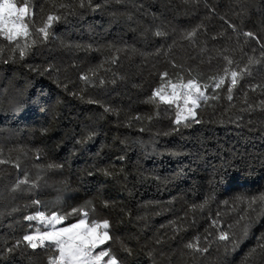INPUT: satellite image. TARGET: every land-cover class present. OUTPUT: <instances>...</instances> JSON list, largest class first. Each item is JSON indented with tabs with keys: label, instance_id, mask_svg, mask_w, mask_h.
Here are the masks:
<instances>
[{
	"label": "trees",
	"instance_id": "1",
	"mask_svg": "<svg viewBox=\"0 0 264 264\" xmlns=\"http://www.w3.org/2000/svg\"><path fill=\"white\" fill-rule=\"evenodd\" d=\"M13 2L29 5L30 36H0V264H50L46 248L16 246L43 226L25 217L56 211L69 225L84 218L67 215L81 208L89 222H110L113 239L102 247L121 264H264L252 253L264 237V205L249 211L246 236L236 223L264 196V0ZM48 15L60 19L32 44ZM197 26L194 42L181 39ZM16 43L27 45L23 58ZM225 55L233 67L248 57L261 63L231 101L229 76L219 99L201 102L200 123L176 125L175 106L148 102L163 72L181 71L173 62L207 78L223 74ZM49 164L62 167L11 192ZM220 230L235 233L237 246L218 240ZM197 238L211 245L207 253L185 247Z\"/></svg>",
	"mask_w": 264,
	"mask_h": 264
},
{
	"label": "snow or ice",
	"instance_id": "2",
	"mask_svg": "<svg viewBox=\"0 0 264 264\" xmlns=\"http://www.w3.org/2000/svg\"><path fill=\"white\" fill-rule=\"evenodd\" d=\"M83 6L84 4L81 2V7ZM59 7L63 8L65 5L61 4ZM28 10L29 5L27 4L23 7H17L13 0H0V36H3L10 43L17 41L20 37H29V25L25 22ZM59 19V16L48 15L43 27L34 30L37 38L33 39L31 43H37L41 34L43 39L47 40L49 36L48 29L51 27L52 21ZM200 27L201 26H197V28L186 32L182 35L181 39L187 40L190 43L194 42V38ZM229 27H231L233 31L236 30V26L233 24H229ZM156 35L161 36L164 35V33L157 32ZM242 35L248 38H255L254 33L252 32H243ZM213 39H215V37H213ZM26 47L27 45L21 47L19 43L15 44V49H19V55L21 58L26 54ZM2 51L3 49H0V52ZM169 52H171V46L165 55H168ZM261 58H264V45L261 46ZM223 59L226 61V66L223 68V74L212 75L207 78L202 77L200 74L194 75L191 69H185L183 65H177L173 62V68H180L181 71L173 74H170L167 71L163 72L160 77L161 83L153 90L148 102L154 103L158 99L162 104L175 106L176 112L174 123L176 125L183 123L184 127H190L191 124L188 123L189 120L195 123H200V121L196 119L195 110L201 107V102L207 103L209 99H219V93L217 90L225 85L229 76L230 83L228 84L226 91L227 99L231 101L233 99V88L238 84L239 80L244 77V75L251 74L250 66L261 63V60L259 59L248 57L247 64L241 68L238 64L233 67L236 62L229 56L225 55L223 56ZM113 62H115V60H113ZM81 79L88 80V76H81ZM209 90H211V95H209ZM261 103H264V101ZM106 111H108V109H106ZM137 119H139V117H137ZM149 119H151V117H149ZM37 159H39V156H37ZM6 162L7 161L0 160V163ZM15 166L19 167V164L17 163ZM39 167L40 166H38V168ZM60 167H62V165L49 164L46 169L41 168V170L37 172L35 180H30L28 176H25L24 179L18 180L13 185L11 192L15 193L24 191L25 189L22 185L29 186L28 190L38 187L39 182L43 179V172L59 169ZM33 203L39 205L40 201H34ZM257 203L264 205V196L259 198L253 197L248 201L247 209L244 210L243 214L239 216V219L236 222L237 225L241 227V233L243 236L247 235L248 230L251 227V220L248 213L249 211L255 212L256 209L254 205ZM77 212H81L84 218L65 227H57V225L62 224L67 216L56 211H52L49 215L41 210L37 211L34 215L26 216V220L38 221L39 224L43 225L47 230L41 231L40 228L37 227L33 234L24 235L22 241H17L16 246H19L22 242H27V246L33 250L38 247L46 248L51 253L50 264H121L116 255L112 252L111 245H109L108 248L102 247L113 239L108 231L110 228V222L106 219L102 222L92 219L91 222H89L86 219L88 217V212L84 211L82 208L73 209L72 212L67 215H74ZM216 223V221L213 222L214 225ZM228 228L231 230L232 225H228ZM230 236L232 237L231 240ZM217 239L220 241L231 242L233 247L237 246L235 233L230 231L220 230ZM210 246L211 245L209 244V247ZM185 247L201 254L209 251V247H199V238L196 239L195 243L190 242L185 245ZM257 249H259L261 254H264V237H261L258 241L257 248L252 249V253H256ZM11 251L12 248H9V252Z\"/></svg>",
	"mask_w": 264,
	"mask_h": 264
},
{
	"label": "rangeland",
	"instance_id": "3",
	"mask_svg": "<svg viewBox=\"0 0 264 264\" xmlns=\"http://www.w3.org/2000/svg\"><path fill=\"white\" fill-rule=\"evenodd\" d=\"M65 226H68V225H61V224H60V225H57V227H65ZM40 228H41V229H40L41 231L47 230V229L44 228V226H42V227H40ZM46 243H47V242H46Z\"/></svg>",
	"mask_w": 264,
	"mask_h": 264
}]
</instances>
